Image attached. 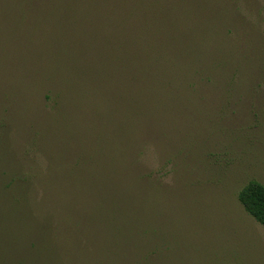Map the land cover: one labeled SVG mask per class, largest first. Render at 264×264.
<instances>
[{
	"label": "rangeland",
	"instance_id": "374dc122",
	"mask_svg": "<svg viewBox=\"0 0 264 264\" xmlns=\"http://www.w3.org/2000/svg\"><path fill=\"white\" fill-rule=\"evenodd\" d=\"M77 2L0 0V264H264V0Z\"/></svg>",
	"mask_w": 264,
	"mask_h": 264
},
{
	"label": "trees",
	"instance_id": "16d2710c",
	"mask_svg": "<svg viewBox=\"0 0 264 264\" xmlns=\"http://www.w3.org/2000/svg\"><path fill=\"white\" fill-rule=\"evenodd\" d=\"M14 3L19 4V5H27L30 4L28 3V0H12ZM99 1L101 4H103L105 7H108V4L111 3L112 0H97ZM119 2H124L125 0H117ZM51 5H55L58 3V0H49ZM65 2L67 4H77V0H65ZM46 4L49 5V3L46 1ZM123 9H114V14L115 15H109L107 17V20H109L111 17L113 16H117L119 15L120 12H122ZM137 10L135 9H131L121 20L120 22L114 27V31L109 30V25L105 24L104 26L102 25H98L96 27H94L95 31H92L93 34H98L99 31L101 32H105L107 34L112 35L113 37L118 36H123V34L126 31V28L124 27L123 23H128L132 17V14H136ZM140 12V11H138ZM111 20V19H110ZM113 21L110 22L108 21L110 24H114L115 20L112 19ZM144 22V19H143ZM133 25V24H132ZM135 26H143V25H135ZM146 33V32H145ZM146 35V34H145ZM117 36L116 39V43H118V41L120 40V38ZM143 35H140L138 37H142ZM147 38V39H146ZM144 37L142 38V40L144 41H140L139 44L138 43H134V46L139 47V49L143 52L140 54L142 56L141 59H147V63L145 64H141L142 67H146L147 65H154L155 67L159 68L160 66L165 68H168L170 66H172V64H174L172 62V55H168L165 54L161 46L155 47V44H151L150 42V37ZM148 40V41H147ZM77 44V42H76ZM132 44V43H129ZM78 46V45H77ZM90 46V44H89ZM120 46V45H119ZM123 46V43H122ZM173 45H171L172 47ZM138 49V50H139ZM139 50V51H140ZM161 53V55L159 56L158 59L156 60H152L150 58H152L151 54L154 53ZM158 55V54H157ZM146 56V57H144ZM176 60V64L177 66H181V64L178 62L177 57H174ZM153 62H152V61ZM182 61H184L185 63V57L182 56ZM135 61L132 60V65H134ZM183 63V64H184ZM140 64V63H139ZM184 76H181V79ZM179 79V78H177ZM2 167H6V169H8L9 171H13L14 167H11V161H7L5 164L1 165ZM0 166V167H1ZM15 172H19L18 170ZM14 172V173H15ZM3 172L0 171V196L1 197H7L6 201L10 202V201H16L17 199H19L20 197L26 196L27 195V191H26V187H24V185H17V182H24V181H28V179L26 178L25 175H23L24 178L21 180V177L18 176L16 178H18L17 180H14L13 177L10 179V181H4L6 180V178L4 177L5 174H2ZM34 176H30V178H33ZM132 177L129 176V179L132 180V182L137 183L136 181H133V179H131ZM22 184V183H21ZM10 198L12 200H10ZM237 199L239 201V203L241 204V206L243 207L244 211L250 215L257 223H259L261 226L264 227V186L256 181H249L247 182V184H245L240 191L238 192L237 195ZM34 243L31 242L29 244V247H33Z\"/></svg>",
	"mask_w": 264,
	"mask_h": 264
}]
</instances>
